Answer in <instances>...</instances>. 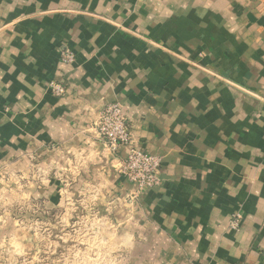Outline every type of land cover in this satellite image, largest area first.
Wrapping results in <instances>:
<instances>
[{"label":"crops","instance_id":"0c3cea01","mask_svg":"<svg viewBox=\"0 0 264 264\" xmlns=\"http://www.w3.org/2000/svg\"><path fill=\"white\" fill-rule=\"evenodd\" d=\"M110 103L157 187L118 173ZM39 211L110 264H264V0H0V256Z\"/></svg>","mask_w":264,"mask_h":264},{"label":"rangeland","instance_id":"374dc122","mask_svg":"<svg viewBox=\"0 0 264 264\" xmlns=\"http://www.w3.org/2000/svg\"><path fill=\"white\" fill-rule=\"evenodd\" d=\"M61 218V211H39L31 222L23 213L17 227L26 234L24 248L19 250L16 244L15 253L1 254L0 264H110L113 256L104 253L101 239L84 232L92 230V225L75 215L66 216L68 223Z\"/></svg>","mask_w":264,"mask_h":264},{"label":"built area","instance_id":"2783aa9c","mask_svg":"<svg viewBox=\"0 0 264 264\" xmlns=\"http://www.w3.org/2000/svg\"><path fill=\"white\" fill-rule=\"evenodd\" d=\"M63 58L67 63L75 60L70 53H64ZM52 89L59 97L65 94V87L61 84L53 85ZM95 128L105 147L111 152H117L124 146L131 147L127 157L120 161L118 173L135 183L140 192L161 184V159L133 146L129 122L119 103H110L102 110ZM236 219L235 226L240 216Z\"/></svg>","mask_w":264,"mask_h":264}]
</instances>
